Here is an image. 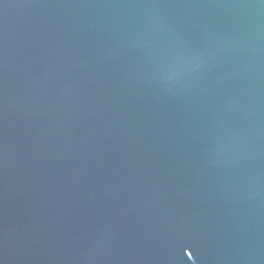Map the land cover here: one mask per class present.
Wrapping results in <instances>:
<instances>
[{
    "label": "water",
    "instance_id": "water-1",
    "mask_svg": "<svg viewBox=\"0 0 264 264\" xmlns=\"http://www.w3.org/2000/svg\"><path fill=\"white\" fill-rule=\"evenodd\" d=\"M0 264H264V0H0Z\"/></svg>",
    "mask_w": 264,
    "mask_h": 264
}]
</instances>
